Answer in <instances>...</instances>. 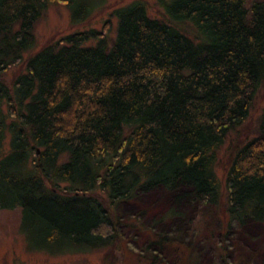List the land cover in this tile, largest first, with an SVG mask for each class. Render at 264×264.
<instances>
[{
	"label": "trees",
	"instance_id": "1",
	"mask_svg": "<svg viewBox=\"0 0 264 264\" xmlns=\"http://www.w3.org/2000/svg\"><path fill=\"white\" fill-rule=\"evenodd\" d=\"M51 1L0 0V209L18 206L42 244L114 248L108 204L137 189L183 184L178 199L217 203L214 149L264 80V0H157L167 18L131 0L31 52L8 83ZM56 1L77 21L103 0ZM255 131L231 157L227 226L264 223V107Z\"/></svg>",
	"mask_w": 264,
	"mask_h": 264
},
{
	"label": "rangeland",
	"instance_id": "2",
	"mask_svg": "<svg viewBox=\"0 0 264 264\" xmlns=\"http://www.w3.org/2000/svg\"><path fill=\"white\" fill-rule=\"evenodd\" d=\"M129 1L103 0L92 14L77 21L64 2H49L34 23L33 47H27L22 58L1 73L2 78L11 83L18 73L26 71L31 52L72 31L102 26L114 6ZM140 1L145 3L149 14L167 18L157 0ZM252 1L246 0L245 6L249 7ZM6 106L4 103L5 110ZM263 107L264 80L257 86L245 120L214 149L212 167L219 186L217 203L189 197L178 199L176 195L188 188L183 184L175 189L159 185L137 189L132 199L108 204L119 222L114 248L42 244L39 224L28 223L25 227L18 206L2 208L0 264H151L152 257L155 264H248L251 260V264H264V223L248 217L242 223L234 221L227 226L224 212L231 157L256 133ZM8 140L6 132L3 152L7 150ZM98 193L104 195L100 190Z\"/></svg>",
	"mask_w": 264,
	"mask_h": 264
},
{
	"label": "bare ground",
	"instance_id": "3",
	"mask_svg": "<svg viewBox=\"0 0 264 264\" xmlns=\"http://www.w3.org/2000/svg\"><path fill=\"white\" fill-rule=\"evenodd\" d=\"M238 256H239V255H238ZM240 256H241V255H240ZM236 259H237V258H236ZM251 261H252V260H251ZM251 261H250V262H251ZM250 262H249V263H250ZM249 263H248V264H249ZM250 264H251V263H250Z\"/></svg>",
	"mask_w": 264,
	"mask_h": 264
}]
</instances>
